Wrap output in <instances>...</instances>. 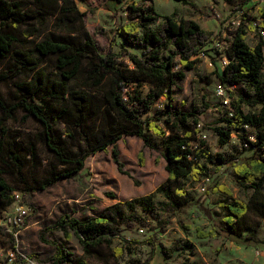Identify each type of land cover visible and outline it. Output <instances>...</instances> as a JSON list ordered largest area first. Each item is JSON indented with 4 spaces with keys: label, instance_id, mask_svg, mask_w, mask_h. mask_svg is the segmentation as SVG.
Instances as JSON below:
<instances>
[{
    "label": "trees",
    "instance_id": "trees-1",
    "mask_svg": "<svg viewBox=\"0 0 264 264\" xmlns=\"http://www.w3.org/2000/svg\"><path fill=\"white\" fill-rule=\"evenodd\" d=\"M176 1L191 4L189 0ZM239 1L237 9L242 11L244 21L220 40L226 42L228 64L218 65L216 75L229 90L231 100L222 124L214 131L221 145L227 144L234 133L240 135L251 151L244 160L228 153L213 155L206 149V141L199 137V122L210 108L209 103L204 100L189 111L171 103L176 81L184 79L186 70L194 68L196 57L207 53L206 46L214 43L213 32L204 30L197 21L178 19L172 13L159 22L161 15L153 0H142V4L129 6V19L117 25L105 51L85 27V13L78 0H0V85L19 74L31 73L27 79L14 81V88L7 93L0 88V217L14 202L16 192H21L25 201L32 193L75 178L88 157L110 147L119 171L130 175L117 147L124 136L140 138L144 147L158 151L166 162L167 178L154 191L115 202L96 215L80 219L61 215L41 229L39 239L54 248L52 264L116 262L131 251L133 241L123 236L125 226L139 222L145 227L149 218L159 220L163 212L168 213L167 225L173 215L193 203L211 219L212 212L202 202H196L184 178L189 176L196 183L210 177L212 171L229 166L236 185L249 197L246 201L233 198L227 186L214 183L212 192L229 196L218 202L223 217L214 221L208 231L197 227L196 235L205 238L224 234L244 244L260 242L252 233L257 231V225L250 215L264 221V38L260 34V29H264V3L258 9V17H254L246 14L243 7L251 0ZM50 19L54 29L39 38L41 27ZM249 31L257 37L254 44L247 42ZM118 36L125 45L115 50ZM128 46L137 47L140 52L131 51ZM212 48L219 49L214 45ZM46 57L52 58L57 77L46 71ZM75 80H80V85L71 87L70 82ZM145 82L151 87L142 94L137 88ZM162 97L168 101L151 116ZM245 106L249 109L245 110ZM19 111L38 124L32 139L21 140L6 126ZM59 123L63 131L58 129ZM37 143L46 148L47 160L41 156ZM139 162L144 163L143 151ZM7 177L18 185V191ZM138 207L149 218L136 214ZM29 218L30 215L27 223ZM56 230L64 234L65 240L74 233L82 254H75L65 240L54 237ZM0 235L7 238L4 243L14 247L9 235L1 230ZM117 238L121 245H113ZM145 242L153 251L145 260L131 264H149L157 245L166 259L175 251H189L190 255L196 251L194 242L187 238L171 247L157 242L155 236ZM20 261L25 260L17 257L12 264ZM181 264L196 262L187 259Z\"/></svg>",
    "mask_w": 264,
    "mask_h": 264
},
{
    "label": "rangeland",
    "instance_id": "rangeland-1",
    "mask_svg": "<svg viewBox=\"0 0 264 264\" xmlns=\"http://www.w3.org/2000/svg\"><path fill=\"white\" fill-rule=\"evenodd\" d=\"M189 1L191 4H183L176 0H153L156 12L161 15L159 22L163 21L165 15L175 13L176 18L193 19L204 30L213 32L214 43L206 46L207 53L198 55L194 68L186 70L185 78L176 81L173 86L171 103L175 108L185 111L191 110L194 105H202L204 100L209 103L210 108L201 115L199 122L201 128L199 137L206 141V149L213 155L228 153L244 160L251 151L245 147L244 140L241 139L240 135L234 133L227 144L221 145L218 143V136L214 131V127L222 124L221 120L230 105L226 106L223 97L218 94L219 87L223 84L217 77L216 71L218 65L221 67L219 56L225 55L224 48L227 46L225 41L220 40L229 36L227 32L235 30L244 21L243 14L237 9L240 1ZM134 3L142 4V0H123L121 3H115L112 0H78L80 10L85 13V27L103 50L109 49L117 25L129 19L131 15L129 6ZM263 3V0H251L250 3L243 6L245 13L258 17V9ZM51 29H54L52 19L41 27L39 38ZM256 38V35L249 31L247 42L254 44ZM123 45H125L124 40L118 36L114 49L118 50ZM213 45L219 49L213 50ZM128 48L131 51L140 52L137 47L128 46ZM219 50L222 52L221 55L218 53ZM44 65L47 72L53 77H57L58 73L52 58L46 57ZM30 76L31 73L27 72L19 74L9 81L3 82L0 88L4 93H7L8 90L14 88V81L24 80ZM79 85L80 80L70 82L71 87ZM150 87L151 85L145 82L137 89L145 94ZM226 92L229 95L228 89ZM167 101V98L162 97L155 104L150 113L151 116H154L155 111ZM244 109L248 110L249 108L245 106ZM159 123L164 125L163 121H159ZM6 126L11 131L18 133L21 140L24 141L32 139L38 129L36 121L31 117H25L22 111L17 113L15 119L8 120ZM57 127L63 131L62 124H57ZM37 145L41 156L47 160L46 148L41 143H37ZM117 147L120 151V159L124 163V169L130 175L119 171L113 160L112 148L110 147L107 151L91 155L87 160L85 173L81 176L61 180L43 191L30 194L23 201L31 210L28 225L21 235L22 250L25 254L31 255L36 262L20 261L18 264H52L50 256L53 254L54 248L42 242L38 237V232L53 224L59 216L67 214L80 219L89 215H96L114 202L146 195L166 180L168 173L165 169V159L158 151L144 147L140 138L124 136L117 143ZM141 151L144 153L143 165L139 162ZM7 179L18 191V185L13 179L10 177ZM184 182L196 202H202V205L212 212L213 217L208 218L204 211L196 203H193L173 215L166 225L169 218L168 213L163 212L159 220H153L148 217L147 212L138 207L135 210L136 214L148 217V225L143 227L139 225V222H135L131 227L123 225L125 226L123 236L133 241L131 251L126 252L111 264H131L138 259L145 260L153 251L151 246L145 242L149 236H155V240L166 247H171L183 238L191 240L196 245L194 255H190L189 251L181 253L175 251L169 259L163 256L160 245H157L149 264H181L187 259L195 261L196 264H264V242L261 241L264 238V221L254 215H250V218L257 225V231L252 233L260 240L258 243L244 244L242 241L228 238L224 234L205 238H199L196 235L197 227L208 231L212 228L214 221H221L223 217L219 211L218 202L227 199L229 196L220 191L212 192L210 188L214 183L227 186L232 191L233 198L245 201L248 199L249 193L240 189L235 183L233 168L231 166L221 167L218 172L212 171L206 191L201 189L202 185L206 184L203 179L195 183L188 176L184 178ZM12 209L9 206L7 210ZM134 218L132 215L131 219ZM52 234L54 237L65 240L64 234L59 230ZM3 240L6 241L7 238ZM65 241L75 254H82L79 238L74 233H71V238ZM121 244L120 238L114 240L113 245ZM104 249L107 250L106 247ZM6 261L5 257L0 256V264H9Z\"/></svg>",
    "mask_w": 264,
    "mask_h": 264
},
{
    "label": "built area",
    "instance_id": "built-area-1",
    "mask_svg": "<svg viewBox=\"0 0 264 264\" xmlns=\"http://www.w3.org/2000/svg\"><path fill=\"white\" fill-rule=\"evenodd\" d=\"M240 11V10H239ZM242 13V11H240ZM260 34L264 38V29H260ZM220 45V43L218 42ZM216 46H218L216 44ZM221 66L228 64V58L226 55L220 56ZM213 64L212 62L210 63ZM226 86L221 85L218 90V94L223 97V102L227 106L230 104V97L227 95ZM206 184H203L201 189L202 191H206L207 184L209 181V177L205 179ZM13 209L6 210L0 217V230L4 234L9 235L8 238H12L14 247H10L8 243L3 242V237L0 235V256L5 257L7 259L6 263L12 264L17 257H21L25 261L35 263L34 259L28 257L22 250L21 241L22 231L28 225L27 216L30 213V207L23 203V196L21 192L15 193V200L10 205ZM9 208V207H8Z\"/></svg>",
    "mask_w": 264,
    "mask_h": 264
},
{
    "label": "crops",
    "instance_id": "crops-1",
    "mask_svg": "<svg viewBox=\"0 0 264 264\" xmlns=\"http://www.w3.org/2000/svg\"><path fill=\"white\" fill-rule=\"evenodd\" d=\"M248 34H249V32H248ZM248 34H247V36H248ZM255 43V42H254ZM100 152H102V151H100ZM100 152H97V153H100ZM96 153V154H97ZM96 154H94V155H96ZM89 158V157H88ZM88 158H87V160H88ZM87 160H86V163H87ZM86 163H85V167L81 170V172H80V174L79 175H77L76 177H79V176H81L83 173H85V169H86ZM119 201H121V200H119ZM124 201V200H123ZM118 202V201H117ZM115 203V202H114ZM113 204V203H112ZM109 206V205H108Z\"/></svg>",
    "mask_w": 264,
    "mask_h": 264
}]
</instances>
